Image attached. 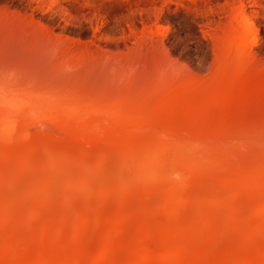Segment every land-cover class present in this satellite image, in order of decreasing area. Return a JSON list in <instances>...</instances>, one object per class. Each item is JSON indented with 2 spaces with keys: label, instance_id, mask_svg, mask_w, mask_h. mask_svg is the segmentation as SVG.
<instances>
[{
  "label": "bare ground",
  "instance_id": "1",
  "mask_svg": "<svg viewBox=\"0 0 264 264\" xmlns=\"http://www.w3.org/2000/svg\"><path fill=\"white\" fill-rule=\"evenodd\" d=\"M233 11L204 86L153 48L147 85L95 92L110 42L95 58L55 45L60 63L90 62L67 91L0 80V264H264V146L207 119L264 54Z\"/></svg>",
  "mask_w": 264,
  "mask_h": 264
},
{
  "label": "rangeland",
  "instance_id": "2",
  "mask_svg": "<svg viewBox=\"0 0 264 264\" xmlns=\"http://www.w3.org/2000/svg\"><path fill=\"white\" fill-rule=\"evenodd\" d=\"M263 2L0 0V80L15 79L21 85L35 81L45 90L67 91L76 80L84 77L82 75H85V71L91 69L88 67L90 62L86 63L87 66L74 62L60 63L61 55L54 57L57 54H53L55 51L60 53L55 45L58 44L62 49L67 45L69 50L74 51L89 50L95 55L100 52V44L110 42L109 44H119L120 48L111 55L114 56L111 57L114 61L109 60L111 63L107 62L106 69L99 71L98 77L92 78L94 86L91 87L95 92L102 91L107 97L114 98L147 85L148 76L153 74L151 70L154 65L151 66L152 58L150 59L153 52L155 55L157 52L160 55L163 53L166 55L163 56L164 59L168 57L167 61L176 69L197 85L204 86L217 75L218 60L223 58L217 54L220 52L219 44L223 41V33L226 32L224 29L228 30L230 21L234 18V13L230 15V12H234L239 4H243L257 30L253 52L264 49ZM6 32L9 35L4 37ZM152 49L157 52H151ZM132 52H135L134 57L130 55ZM145 52L150 54L145 57H149L151 61L143 57ZM139 55L142 56L138 60ZM120 57L122 60H119ZM136 57L139 63L136 62ZM253 57L255 61L249 77L237 87L233 101L220 110H208L210 116L207 119L211 117L212 122L224 121L227 128L235 131L243 141L263 147L264 54H255ZM96 162L93 159L89 165L94 167ZM217 260L219 256L215 262Z\"/></svg>",
  "mask_w": 264,
  "mask_h": 264
}]
</instances>
